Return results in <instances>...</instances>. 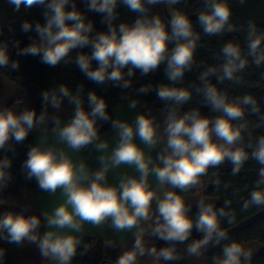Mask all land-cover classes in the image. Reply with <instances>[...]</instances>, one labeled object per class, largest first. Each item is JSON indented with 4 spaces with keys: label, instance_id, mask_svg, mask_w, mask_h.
<instances>
[{
    "label": "clouds",
    "instance_id": "clouds-1",
    "mask_svg": "<svg viewBox=\"0 0 264 264\" xmlns=\"http://www.w3.org/2000/svg\"><path fill=\"white\" fill-rule=\"evenodd\" d=\"M7 3L16 12L41 8L43 22H22L21 31L37 37L25 47L18 40H0V70H19V60L10 50L14 48L17 57H39L49 67L74 64L97 86L132 89L137 72L144 77L161 66L169 83L143 84L135 89V97L122 92L120 99L130 110L142 107L139 97L153 91L163 105L158 114L148 109L131 121L113 118L106 99L94 90L85 97L82 83L75 90L65 83L43 90L39 114L34 108H21V100L0 106V149L7 152L13 141L22 143L36 132L37 142L29 146L21 165L23 177L34 180L49 197L59 194L61 200L40 215H25L30 205L19 213H0V240L18 248L35 245L43 264H73L92 247L84 240V225L107 224L132 238L109 264H251L252 252L222 227L225 219L234 222V214L202 196L192 202L184 194L206 189L202 178L210 169L228 162L236 176L251 160L258 165L257 179L243 208L264 207V107L253 95H231L228 89L244 83L245 69L264 68V30L251 21L246 27L234 24L230 0H199L195 23L177 7L181 0H84L87 12L101 14L104 31L96 30L76 0ZM238 3L243 6L246 0ZM120 4L137 14L134 21H119ZM157 5L167 9L168 17L153 13ZM239 32L244 33L243 46L239 40H226L213 57L215 63L198 62L201 33L224 37ZM194 70L195 81L186 84V73ZM192 103L196 106L185 108ZM66 106L71 109L67 119L60 114ZM202 106L210 114H203ZM102 123H110L114 133L110 152L109 141L101 139ZM87 149L98 153L99 167L74 162L68 151ZM121 165L136 175L125 174L118 183H109V171ZM11 168L12 158L5 154L0 158V192L13 180ZM219 184L216 180L213 185ZM194 232L200 236L195 238ZM104 245L116 246L112 241ZM215 248L220 251L209 255ZM5 257L6 249L0 247V264H5Z\"/></svg>",
    "mask_w": 264,
    "mask_h": 264
},
{
    "label": "trees",
    "instance_id": "trees-1",
    "mask_svg": "<svg viewBox=\"0 0 264 264\" xmlns=\"http://www.w3.org/2000/svg\"><path fill=\"white\" fill-rule=\"evenodd\" d=\"M232 6L233 16L232 22L238 27H246L248 22L255 23L260 30H264V0H246V3L241 6L238 0H230ZM77 7L87 12L84 0H76ZM201 4L199 0H181V3L177 7L183 8L190 18L195 23V12L199 10ZM42 9L39 7L24 8L23 15L19 19H15L5 25L0 26V40H8L10 42L20 41V47H25L31 43L32 39H36V33H24L21 31V24L24 20H40L43 22L41 16ZM117 11L120 13L119 21L132 22L136 18V13L129 11L123 4H120ZM88 19H91L97 31L106 30V25L101 23L102 16L95 12H87ZM118 21V22H119ZM197 31L200 29L197 27ZM243 32L227 34L224 37H208L201 33V45L197 52L198 62L203 63H215L213 57L219 52L221 45L229 39L239 40L243 46ZM31 38V39H30ZM13 59L19 60V70L9 71L0 70V73H7L12 79L17 81L24 89V92L20 95H16L12 102L6 106H12L17 100L23 101L20 105L21 108L27 106L34 108L39 114L42 108L41 92L45 89L54 87L60 83L67 84L72 90H75L77 85H84L85 97L89 91H95L98 95L103 96L108 102V111L119 105L127 103L120 99L122 92H131L135 97V89L143 84L151 82L152 84L169 83L164 74L163 66L153 74L141 77L139 72L133 78L132 89L122 90L118 87L97 86L95 83L88 80L79 69L73 65H58L57 67H49L40 62L39 57L31 55L17 57L15 55V49H10ZM83 51H90L89 48L83 49ZM95 67V62L93 63ZM196 70L186 73L185 83L195 81ZM244 77V83L240 86L229 85L228 89L231 95H243L251 94L261 102L264 107V68L249 67L245 69L242 74ZM215 83V80L213 81ZM140 101H143L156 109H160L163 105L156 99V93L153 91L147 95H141ZM194 103L186 105L185 108L195 107ZM201 111L203 114H210L207 106H202ZM111 130L110 123H102L100 127V133L103 134ZM261 131H264L262 129ZM259 134V133H257ZM14 147L7 152L0 149V158L5 154L12 158L13 180L10 186L0 192V203L6 199L15 196L21 188L37 189L36 182H26L21 165L26 159L27 151L30 145H33L32 133H29L27 138L22 143L12 142ZM231 164L225 162L221 167L210 169L207 176L203 177V182L206 185L204 189V195L208 197L219 198V204L217 208L224 207L225 211H230L234 214V222L229 224L225 219L222 222V227L229 233L232 240L238 243L244 244L246 242L257 241L264 245V207L256 208L250 207L248 209L243 208V201L248 198L249 192L254 186V181L257 179L258 165L254 161H248L241 169L239 175H231ZM219 180L220 184L215 187L214 181ZM227 185V187H225ZM189 192L187 194L194 193ZM184 194V195H187ZM225 201H230V204L225 205ZM196 208L192 209V213L195 214ZM5 210L0 209V213ZM14 212V211H13ZM19 213V212H17ZM27 215V214H25ZM193 236L198 238L199 233L194 232ZM157 246H164L163 241H155ZM0 247L6 249L5 264H20V248L14 244H8L4 240H0ZM219 248L212 249V252H219ZM251 264H264V252L255 257Z\"/></svg>",
    "mask_w": 264,
    "mask_h": 264
},
{
    "label": "crops",
    "instance_id": "crops-1",
    "mask_svg": "<svg viewBox=\"0 0 264 264\" xmlns=\"http://www.w3.org/2000/svg\"><path fill=\"white\" fill-rule=\"evenodd\" d=\"M153 13H159L164 17H168V12H166L165 7L163 5H157L154 6L152 9ZM23 15V7L20 9V11L16 12L13 11V7L7 3V0H0V26L5 25L15 19L21 18ZM170 18V17H169ZM24 92L23 87L14 79H12L7 73H0V106H6L10 104L13 100V98L16 95H20ZM142 107L137 108L136 110H130L127 107V103L119 105L117 107H114L115 111L111 109L110 114L113 118H121V119H127L131 121L134 119V117L137 115L138 112L141 111H147L148 109H151L153 114H158L159 110L155 107L141 101ZM51 111V109H50ZM65 119H67L71 114V109L67 106L62 110L60 113ZM113 131L112 129L101 134L102 140H108L109 141V152L111 151V148L115 145V140L113 138ZM33 137V144L37 142L38 134L36 132H32ZM69 155L73 159L74 162H80L81 160H84L88 163L90 168H97L99 167V161L97 159L98 153L95 152V150L87 149L83 152L76 153L72 152L70 150ZM153 156L156 155V152L154 151ZM136 175L133 169L127 168L124 165H121L119 168L111 169L108 173V180L109 183H118L119 178L123 175ZM150 182L155 184L154 178L150 177ZM186 198L191 200L192 202H195L196 199L200 198L201 196L205 198L206 200L213 202L216 206L219 204V198L217 197H208L204 195V189L200 192H194L191 194L185 195ZM61 202L59 194H57L56 197H49L47 193L41 192L38 188L37 189H28V188H21L19 192L9 198L4 200L0 203V209L5 211H14V212H20L25 205H30V208L28 209L25 214L27 215H40L42 209L47 208L51 209L54 207L57 203ZM195 205H193V209H195ZM85 229V236L84 240L88 235H96L103 239L104 242L106 241H112L116 246L115 247H109L110 251L118 257V255L121 252V247L130 246L132 243L131 235L128 233H116L114 232L107 224L94 227L89 224L84 225ZM45 229L42 227L41 232H43ZM231 231H228L230 233ZM255 241H251L248 244H252L250 246H257L256 251L259 253L264 247H261L260 245H253V244H261L256 241V243H253ZM242 246H246V244H242ZM20 264H43L42 258L40 257L38 249L35 247V245H29L25 244L23 247H20ZM47 264V262H45ZM174 264H185V262H174ZM188 264H194V262H188Z\"/></svg>",
    "mask_w": 264,
    "mask_h": 264
},
{
    "label": "built area",
    "instance_id": "built-area-1",
    "mask_svg": "<svg viewBox=\"0 0 264 264\" xmlns=\"http://www.w3.org/2000/svg\"><path fill=\"white\" fill-rule=\"evenodd\" d=\"M7 72L9 74V71ZM85 241L92 244L90 251L83 256L78 255L73 264H109L110 260H115L117 258V256L110 251L109 247H105L101 237L88 235Z\"/></svg>",
    "mask_w": 264,
    "mask_h": 264
},
{
    "label": "rangeland",
    "instance_id": "rangeland-1",
    "mask_svg": "<svg viewBox=\"0 0 264 264\" xmlns=\"http://www.w3.org/2000/svg\"><path fill=\"white\" fill-rule=\"evenodd\" d=\"M165 10H166V12H167V9L165 8ZM249 242H246V243H244V244H246V246H244L246 249H248V250H250L251 252H252V254H253V258H252V260L255 258V257H257L258 255H260V254H262L263 252H264V248L261 250V251H259V253L256 251V247L257 246H250V245H252V244H248ZM253 243H256V241L255 242H253ZM253 245H260L261 247H264V245L263 244H253Z\"/></svg>",
    "mask_w": 264,
    "mask_h": 264
}]
</instances>
